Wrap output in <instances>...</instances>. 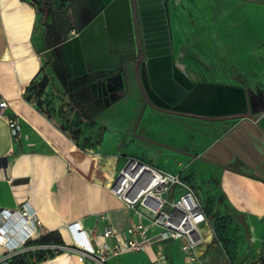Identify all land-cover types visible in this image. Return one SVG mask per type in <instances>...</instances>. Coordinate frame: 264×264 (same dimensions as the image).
<instances>
[{
  "label": "crops",
  "instance_id": "obj_1",
  "mask_svg": "<svg viewBox=\"0 0 264 264\" xmlns=\"http://www.w3.org/2000/svg\"><path fill=\"white\" fill-rule=\"evenodd\" d=\"M246 4L257 15L264 11V0H170L174 56L186 73L190 71L181 57L191 55L197 42L205 49L216 43V58L231 59L234 66L223 71L225 79L215 82L244 87L240 80L245 68L238 64L244 52ZM42 8L40 0H0V101L8 100L6 114L18 115L23 126L21 137L15 138L7 117H0V158L7 161L0 166V208L15 209L29 201L40 223L20 260L85 264L70 249L76 242L72 222L81 220L83 228L94 227L98 233L112 224L126 234L141 220L106 186L128 156L181 174L202 201L217 197L252 229L264 259V109L208 117L156 108L146 99L130 62L118 100L91 109L73 104L81 109V134L72 135L60 124V102L49 113L46 103L26 97L31 82L50 72L45 25L50 21ZM38 23L42 30L37 45ZM194 28H203L195 39ZM108 157L110 165L105 164ZM50 233L60 234L64 244L42 242ZM155 247L168 255L169 264H186L178 242H158ZM48 251L53 255L35 262ZM108 264H150V258L145 251L126 252L111 257Z\"/></svg>",
  "mask_w": 264,
  "mask_h": 264
},
{
  "label": "water",
  "instance_id": "obj_2",
  "mask_svg": "<svg viewBox=\"0 0 264 264\" xmlns=\"http://www.w3.org/2000/svg\"><path fill=\"white\" fill-rule=\"evenodd\" d=\"M169 2L40 0L50 21L45 25L51 73L68 94L81 92L84 105L96 98L109 106L125 90L124 72L133 62L146 99L156 108L208 117L248 113L245 87L194 82L179 66ZM50 81L45 72L39 87Z\"/></svg>",
  "mask_w": 264,
  "mask_h": 264
},
{
  "label": "built area",
  "instance_id": "obj_3",
  "mask_svg": "<svg viewBox=\"0 0 264 264\" xmlns=\"http://www.w3.org/2000/svg\"><path fill=\"white\" fill-rule=\"evenodd\" d=\"M75 34L73 29L70 37ZM7 107L8 100H1L0 117H7L11 134L20 138L21 119L15 114L7 115ZM108 188L141 220L130 226L126 234L112 224L98 233L94 227L83 228L81 220L72 222L76 242L70 248L79 253L82 262L108 264L111 257L145 251L150 264H169L168 255L155 246L170 241L179 243L186 264H206L205 256L215 237L213 231L212 239L206 241L202 232L206 226L212 228L208 202L200 199L193 184L181 174L128 156ZM39 224L37 211L29 201L15 209L0 208V264H10L13 257L31 247Z\"/></svg>",
  "mask_w": 264,
  "mask_h": 264
},
{
  "label": "rangeland",
  "instance_id": "obj_4",
  "mask_svg": "<svg viewBox=\"0 0 264 264\" xmlns=\"http://www.w3.org/2000/svg\"><path fill=\"white\" fill-rule=\"evenodd\" d=\"M246 18L248 20L245 24L244 44L242 43L244 45V52L241 53L242 59L238 65L242 69L245 68L243 70L245 71V75L243 79L241 78L240 82L247 89L250 104L249 112L252 113L264 109V11L257 15L256 9L246 4ZM194 29L191 30V34L195 39V32L201 34L203 28ZM41 30L42 24L38 23L34 37L37 45L41 42ZM231 37L229 38L230 40ZM216 45L215 43V48L205 49L204 44L197 42L194 44V50L191 55L181 57L180 61L187 65L188 71H190L187 73L194 82L223 80V78L225 79V75H227L222 74L223 71L227 70V68H233L234 63L231 59L216 58L215 52L217 51L216 47H218ZM232 45L234 46L232 43L229 44L231 49ZM46 62H48L47 59ZM50 84H52V91L47 96L42 94L41 98H37L31 92L32 98L38 101L40 105L46 103L47 107L45 108L49 113H52V110H54L52 105L55 102H60L62 113L60 116L61 126L70 130L72 135L81 134V109L78 110L74 107L63 88L59 85L57 86L53 76H51V81L48 85ZM112 163L113 161L109 157L105 160L106 165ZM210 197L209 200L213 202L215 209L211 216L215 237L205 256L206 264H264L261 258V250L257 249L254 243L255 239L252 229L245 225L243 220L231 208L226 205L223 206L217 197L213 195ZM207 231L205 229L206 234Z\"/></svg>",
  "mask_w": 264,
  "mask_h": 264
},
{
  "label": "trees",
  "instance_id": "obj_5",
  "mask_svg": "<svg viewBox=\"0 0 264 264\" xmlns=\"http://www.w3.org/2000/svg\"><path fill=\"white\" fill-rule=\"evenodd\" d=\"M26 92H27L26 97H27V99L30 100L32 98L31 92L34 93L35 97L41 98V96H42V94L44 92V89L39 87V81H35V82L33 81L26 88ZM37 103L40 105V103L38 101H37ZM4 162H5V159L4 158H0V165H3ZM213 208H214L213 202L209 200V202H208V214L210 215V217L213 214ZM41 241L44 242V243L64 244V242H63L60 234H55V233H50L46 237L42 238ZM53 253H54L53 251H48L47 253L46 252H43L42 254H40L36 258V261L35 262L42 261V260L45 259V257L47 256V254H49V255L52 256ZM22 257H24L23 256V253L15 256V257H13L11 259V261H10V264H29L28 262H23V260H20ZM263 263H264V259H263Z\"/></svg>",
  "mask_w": 264,
  "mask_h": 264
},
{
  "label": "flooded vegetation",
  "instance_id": "obj_6",
  "mask_svg": "<svg viewBox=\"0 0 264 264\" xmlns=\"http://www.w3.org/2000/svg\"><path fill=\"white\" fill-rule=\"evenodd\" d=\"M50 55V61H48V65H47V67H49L50 68V62H51V60H52V55L51 54H49ZM50 75L51 76H53L54 77V79L56 80V78H55V76L51 73V68H50ZM57 81V80H56ZM58 82V81H57ZM59 83V82H58ZM60 85V84H59ZM61 86V85H60ZM62 87V86H61ZM64 90V89H63ZM65 91V90H64ZM67 93V92H66ZM67 95H68V97H69V99L73 102V104H75L76 106H79V107H81V104H82V102H81V92H76V91H74V92H72V93H70V94H68L67 93ZM102 104H104V102H103V100L102 99H96L95 98V100L93 101V102H89V105H84L83 106V108L85 109H91V108H93V107H97V106H99V105H102Z\"/></svg>",
  "mask_w": 264,
  "mask_h": 264
},
{
  "label": "bare ground",
  "instance_id": "obj_7",
  "mask_svg": "<svg viewBox=\"0 0 264 264\" xmlns=\"http://www.w3.org/2000/svg\"><path fill=\"white\" fill-rule=\"evenodd\" d=\"M109 184H110V182H108V183L106 184V186L108 187ZM205 229L208 230V231H207V234H206V232H205ZM202 232L204 233V237H205V240H206V241H210V240L212 239V236H213V230H212V228H211L210 226H206V227H204V228L202 229ZM79 256H80V255H79ZM80 259H81V257H80Z\"/></svg>",
  "mask_w": 264,
  "mask_h": 264
}]
</instances>
